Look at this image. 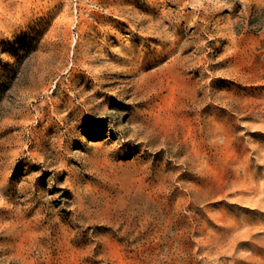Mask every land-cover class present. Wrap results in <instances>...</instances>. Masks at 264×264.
Listing matches in <instances>:
<instances>
[{
    "label": "rangeland",
    "instance_id": "rangeland-1",
    "mask_svg": "<svg viewBox=\"0 0 264 264\" xmlns=\"http://www.w3.org/2000/svg\"><path fill=\"white\" fill-rule=\"evenodd\" d=\"M0 264H264V0H0Z\"/></svg>",
    "mask_w": 264,
    "mask_h": 264
},
{
    "label": "bare ground",
    "instance_id": "bare-ground-1",
    "mask_svg": "<svg viewBox=\"0 0 264 264\" xmlns=\"http://www.w3.org/2000/svg\"><path fill=\"white\" fill-rule=\"evenodd\" d=\"M199 4V3H198ZM201 5V4H200ZM212 7V6H211ZM214 8V7H213ZM152 11V10H151ZM163 11V10H162ZM152 12H150V14H151ZM160 13V12H159ZM138 15V14H137ZM154 15V14H153ZM183 15V14H182ZM144 16V15H143ZM124 17V16H123ZM140 17V16H139ZM161 17V16H160ZM154 18V17H153ZM138 19V18H137ZM147 19V18H146ZM145 19V20H146ZM150 19V18H149ZM156 19V18H155ZM158 19V18H157ZM156 19V20H157ZM162 20V19H161ZM160 20V21H161ZM182 20V19H181ZM125 21V20H124ZM126 21H127V19H126ZM155 21V20H154ZM159 21V20H158ZM148 22V21H147ZM157 21H155V23H156ZM154 23V22H153ZM168 25V24H167ZM176 26V25H175ZM145 27V26H144ZM152 27V26H151ZM162 27H165L164 25L162 26ZM134 28V27H133ZM136 28V27H135ZM153 28V27H152ZM167 28V27H166ZM165 28V29H166ZM169 28V27H168ZM167 28V29H168ZM164 29V28H163ZM152 30H154V29H152ZM159 31V30H158ZM175 31H176V29H175ZM164 32V31H163ZM172 32V31H171ZM158 33V35H160V33L159 32H157ZM154 34V33H153ZM170 34V33H169ZM193 34V33H192ZM148 35V34H147ZM173 35V34H172ZM88 39V38H87ZM91 39V38H90ZM159 40V39H158ZM180 40V39H179ZM163 42V41H162ZM165 42V41H164ZM178 42V41H177ZM189 42V41H188ZM192 42H194V41H192ZM187 43V42H186ZM191 43V42H190ZM189 43V44H190ZM92 44V43H91ZM180 44V43H179ZM82 45V44H81ZM84 45H85V43H84ZM83 45V46H84ZM163 45V44H162ZM165 46V45H164ZM94 47V46H93ZM166 47V46H165ZM183 47V46H182ZM182 47H181V49H182ZM192 47V46H191ZM178 48H180V47H178ZM162 49V48H161ZM164 49V48H163ZM186 49V48H185ZM91 50V49H90ZM163 51V50H162ZM79 52V51H78ZM90 52H92V51H90ZM99 52V51H98ZM175 52V51H174ZM130 53V52H129ZM101 54V53H100ZM99 54V55H100ZM131 55H132V52L130 53ZM158 54H159V52H158ZM157 54V55H158ZM83 55V54H82ZM127 55V54H126ZM160 55V54H159ZM97 56H98V54H96V53H92L91 55H90V53H86V56H85V58H84V60L82 61V63H85V64H87L86 66H88V68H92V67H97L98 66V63L96 62V60H97ZM137 55H135L134 57H136ZM106 57V56H105ZM129 59H132V57L129 55V56H127ZM156 57V56H155ZM102 58V57H101ZM109 58V57H108ZM137 58V57H136ZM136 58H134V59H136ZM179 58V57H178ZM83 59V58H82ZM114 59V58H113ZM122 59V58H121ZM139 59V58H138ZM177 59V58H176ZM185 59V58H184ZM182 60H183V58H182ZM138 61V60H137ZM108 62V61H107ZM111 62V61H110ZM101 64V63H100ZM75 65V64H74ZM109 65V64H108ZM178 65V64H177ZM107 66V65H106ZM179 66V65H178ZM102 67V66H101ZM107 68V67H106ZM84 69V68H83ZM96 69V68H95ZM112 69V68H111ZM127 69V68H126ZM133 69V68H132ZM92 70V69H91ZM97 70V69H96ZM108 71V70H107ZM92 72V71H91ZM98 72V71H97ZM96 72V73H97ZM94 73V72H93ZM100 73V72H99ZM103 75V74H102ZM106 75V74H105ZM95 77V76H94ZM98 78H99V76H98ZM103 79V78H102ZM102 81V80H101ZM166 147V146H165ZM164 148V147H163Z\"/></svg>",
    "mask_w": 264,
    "mask_h": 264
}]
</instances>
